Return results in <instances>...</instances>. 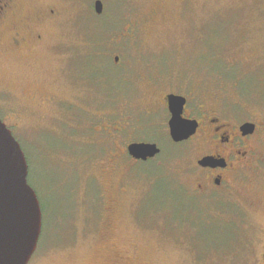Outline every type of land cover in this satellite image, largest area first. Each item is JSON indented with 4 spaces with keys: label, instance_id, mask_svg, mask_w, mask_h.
I'll return each mask as SVG.
<instances>
[{
    "label": "rangeland",
    "instance_id": "rangeland-1",
    "mask_svg": "<svg viewBox=\"0 0 264 264\" xmlns=\"http://www.w3.org/2000/svg\"><path fill=\"white\" fill-rule=\"evenodd\" d=\"M94 1L28 0L14 23L27 30L21 49L0 28V118L42 210L28 264L116 253L132 264H244L245 242L262 233L248 206L264 197V168L196 191L195 155L167 136L161 103L165 91L192 92L264 128V0H101V13ZM132 140L161 152L112 156Z\"/></svg>",
    "mask_w": 264,
    "mask_h": 264
},
{
    "label": "flooded vegetation",
    "instance_id": "flooded-vegetation-1",
    "mask_svg": "<svg viewBox=\"0 0 264 264\" xmlns=\"http://www.w3.org/2000/svg\"><path fill=\"white\" fill-rule=\"evenodd\" d=\"M26 2L28 0H0V28L7 32L8 40L15 49H21L29 43L27 34L23 32L27 30L15 26L18 12L23 9ZM43 14L45 18L51 19L58 12L55 8L48 7L44 9ZM33 37L34 40L39 41L41 33H36ZM168 93H175L185 97L182 117L195 120L196 122L194 132L186 139L178 141L179 143H188L195 155V164H197L198 172L192 174L193 182L191 181V184L196 191L204 192L208 189H224L229 185L232 186L231 180L239 174L249 176V174H255L263 170L264 128L261 127L262 124L260 122L252 119L235 121L229 112L223 111L221 107L212 106L211 103L197 97L192 92L165 91L161 104L167 111L166 132L170 139L168 120L171 114L167 103ZM245 122L254 124L252 131L247 132L242 129V124ZM133 141L156 142L151 140H132L130 142ZM127 145L126 150L121 154L113 152L112 156L119 157L127 153L129 157L135 159L128 153ZM158 154L142 161L150 160ZM205 156L212 157V161L209 164L202 165L199 160ZM248 207L250 210L260 214L262 221L257 222L256 228L262 233L259 237L249 238L245 242L249 245L247 248L243 245L245 248L243 250L245 252L242 253L243 256L245 255L244 264H264V197L252 202ZM104 209L107 210L108 207L105 206ZM257 239L260 240L258 241ZM102 264L132 263H130L128 255L116 253L110 255L109 259Z\"/></svg>",
    "mask_w": 264,
    "mask_h": 264
},
{
    "label": "water",
    "instance_id": "water-1",
    "mask_svg": "<svg viewBox=\"0 0 264 264\" xmlns=\"http://www.w3.org/2000/svg\"><path fill=\"white\" fill-rule=\"evenodd\" d=\"M103 3L94 1V10L101 13ZM119 57L116 55L115 60ZM170 118L169 134L174 142L186 139L196 128L195 120L182 117L185 97L167 94ZM253 123L242 129L250 132ZM135 159L146 160L160 152L156 142L133 141L127 145ZM205 156L199 163H211ZM42 229V211L36 191L28 182V163L11 129L0 118V264H28L35 252Z\"/></svg>",
    "mask_w": 264,
    "mask_h": 264
}]
</instances>
